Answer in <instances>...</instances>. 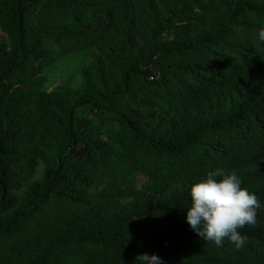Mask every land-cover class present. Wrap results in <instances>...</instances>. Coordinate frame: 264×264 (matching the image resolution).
Returning a JSON list of instances; mask_svg holds the SVG:
<instances>
[{
	"label": "trees",
	"instance_id": "obj_1",
	"mask_svg": "<svg viewBox=\"0 0 264 264\" xmlns=\"http://www.w3.org/2000/svg\"><path fill=\"white\" fill-rule=\"evenodd\" d=\"M261 27L264 0H0V264H264ZM217 168L261 202L239 250L186 221Z\"/></svg>",
	"mask_w": 264,
	"mask_h": 264
},
{
	"label": "clouds",
	"instance_id": "obj_2",
	"mask_svg": "<svg viewBox=\"0 0 264 264\" xmlns=\"http://www.w3.org/2000/svg\"><path fill=\"white\" fill-rule=\"evenodd\" d=\"M259 39L264 42V27L259 29ZM260 210V199L242 187L235 172L217 168L191 186L186 221L202 240L216 247L228 240L239 250L248 242L243 230L258 226ZM135 259L139 264H163L155 254L143 253Z\"/></svg>",
	"mask_w": 264,
	"mask_h": 264
},
{
	"label": "rangeland",
	"instance_id": "obj_3",
	"mask_svg": "<svg viewBox=\"0 0 264 264\" xmlns=\"http://www.w3.org/2000/svg\"><path fill=\"white\" fill-rule=\"evenodd\" d=\"M0 38L6 40L4 34L0 31ZM96 48H88L78 52L67 54H57L54 62L44 70L47 80L44 84V89L47 91L55 90L59 86L76 87L81 83V70L95 56ZM44 168V163L40 162L33 178L39 177ZM144 180V174L136 175L135 184L138 186ZM15 193L20 195L23 189H14Z\"/></svg>",
	"mask_w": 264,
	"mask_h": 264
}]
</instances>
